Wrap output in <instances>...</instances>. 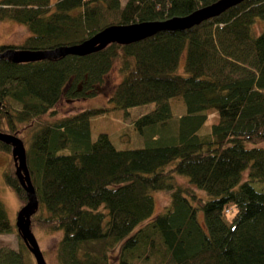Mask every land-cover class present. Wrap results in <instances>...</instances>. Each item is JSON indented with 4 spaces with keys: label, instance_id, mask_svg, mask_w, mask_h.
Returning <instances> with one entry per match:
<instances>
[{
    "label": "trees",
    "instance_id": "16d2710c",
    "mask_svg": "<svg viewBox=\"0 0 264 264\" xmlns=\"http://www.w3.org/2000/svg\"><path fill=\"white\" fill-rule=\"evenodd\" d=\"M211 1L0 0V19L30 31L0 51L74 44L107 24L164 19ZM256 18L264 20V0H242L188 28L84 55L0 57L2 131L15 134L63 96L96 93L115 60L121 77L107 96L112 108L155 104L133 120L139 146L117 148L103 131L91 139L90 118L106 106L36 124L21 139L37 198L31 224L62 230L56 264H264V26L253 31ZM0 151L10 146L0 141ZM10 165L3 180L23 203ZM155 190H166L169 202L150 217ZM8 232L18 244H0V264H28L0 201V233Z\"/></svg>",
    "mask_w": 264,
    "mask_h": 264
},
{
    "label": "rangeland",
    "instance_id": "374dc122",
    "mask_svg": "<svg viewBox=\"0 0 264 264\" xmlns=\"http://www.w3.org/2000/svg\"><path fill=\"white\" fill-rule=\"evenodd\" d=\"M53 2L54 0H50ZM120 5H123L125 0H119ZM6 19H0V45L8 44L12 46L20 45L24 38L30 34L28 28L18 22H7ZM11 21V20H9ZM21 25V26H19ZM264 26V20L256 18L253 23V31L258 32ZM15 48V47H14ZM119 61L115 60L108 72L103 76L102 83L97 87L96 93L86 96L84 98L68 99L64 96L51 108V112L45 113L33 119L30 123H19L15 135L21 139L28 137L29 130L32 126L48 121H52L57 117L70 114L76 110L87 107L106 106L108 110L103 114L92 116L90 118V136L94 139L98 132H106L110 141L117 148H130L142 144V136L132 124L133 120L140 114L149 111L154 107V102H146L141 104L132 105L126 108H112L111 103L108 101L107 96L112 91L114 84L120 79L121 73L118 70ZM178 69H181V60L179 61ZM170 99V106L176 115L184 112V107L181 100L178 98ZM174 103V104H173ZM175 116V115H174ZM2 127H5L3 124ZM24 145V144H23ZM259 145H264V140L259 142ZM12 157L10 152L0 151V201L2 202L6 214L11 224H14V218L17 209L22 204L18 199L15 192L5 184L3 180V170L11 167ZM242 176H245L243 172ZM175 182L183 186L191 185L188 183L185 176L175 174ZM254 185V184H253ZM256 188L260 185L255 183ZM198 195L205 197L203 190H198L191 187ZM153 198V212L152 217L157 212L164 209L169 202V194L166 190H155L151 192ZM201 216L200 211L198 212ZM149 217V218H150ZM146 220V219H145ZM31 230L36 238L39 248L42 251L46 264H56L55 247L58 238L62 234V230L47 231L43 228L31 224ZM0 244L9 247H17V237L15 233H0ZM113 252V251H112ZM28 264H35L32 255L28 253Z\"/></svg>",
    "mask_w": 264,
    "mask_h": 264
},
{
    "label": "water",
    "instance_id": "95a60500",
    "mask_svg": "<svg viewBox=\"0 0 264 264\" xmlns=\"http://www.w3.org/2000/svg\"><path fill=\"white\" fill-rule=\"evenodd\" d=\"M240 1L242 0H213L182 15H172L164 19L107 24L77 43L49 49L7 47L0 51V57H5L14 62H25L56 58L65 54L84 55L99 50L111 42L125 44L154 34L157 31L188 28L204 19L219 14ZM0 141L10 146L14 173L26 193L25 202L19 206L15 214L14 226L16 232L32 255L34 263L46 264L31 230L30 216L37 207V198L26 167L25 147L19 136L2 130H0Z\"/></svg>",
    "mask_w": 264,
    "mask_h": 264
},
{
    "label": "crops",
    "instance_id": "0c3cea01",
    "mask_svg": "<svg viewBox=\"0 0 264 264\" xmlns=\"http://www.w3.org/2000/svg\"><path fill=\"white\" fill-rule=\"evenodd\" d=\"M5 21H7V22H16V21H14V20L9 21V19H6ZM18 23H19V22H18ZM19 26H21V25H19Z\"/></svg>",
    "mask_w": 264,
    "mask_h": 264
}]
</instances>
